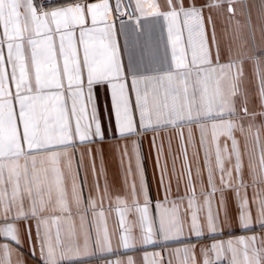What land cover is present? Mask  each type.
Masks as SVG:
<instances>
[{
    "label": "snow or ice",
    "instance_id": "1",
    "mask_svg": "<svg viewBox=\"0 0 264 264\" xmlns=\"http://www.w3.org/2000/svg\"><path fill=\"white\" fill-rule=\"evenodd\" d=\"M120 8L119 0L115 8L110 0H58L51 7L39 0H0V264H14V255L15 264H25V238L39 264H73L89 256L90 246L93 255L118 256L137 244L184 241L189 246L170 251L167 260L161 252L151 258L145 252L144 264H198L197 243L202 264H264V148L258 157L248 154L247 178L244 160L248 137L259 143L264 127L257 123L264 117V73L244 46V29L254 38L255 14L264 33V0H135L131 37L123 21L116 26L114 12ZM213 14L233 30L223 63ZM160 18L171 46L168 67L157 58L154 25ZM249 62L257 67L259 111L249 109L252 90L244 78ZM185 126L193 148V126L199 131L206 175L199 165L193 174ZM168 128L181 129L185 193L170 199L161 146L156 163L163 199L153 201L139 137ZM109 132L131 144V156L125 146L120 157L125 194L114 201L118 234L109 232L103 208L107 181L102 195L95 181L96 196L86 195L87 182L79 175L83 161L74 160L78 145L102 143ZM237 133L245 140L243 152ZM151 143L155 147V137ZM98 151L103 174V150ZM234 224L254 234L217 239ZM107 264L137 261L127 255Z\"/></svg>",
    "mask_w": 264,
    "mask_h": 264
},
{
    "label": "crops",
    "instance_id": "2",
    "mask_svg": "<svg viewBox=\"0 0 264 264\" xmlns=\"http://www.w3.org/2000/svg\"><path fill=\"white\" fill-rule=\"evenodd\" d=\"M56 3H43L47 7L56 6ZM67 2V0H64ZM118 0H110L113 8L117 4ZM41 3V2H40ZM121 5V2L119 0ZM133 4L135 7V0H133ZM207 16V13H205ZM115 23L117 28H119L121 21L127 25L129 36L131 37L133 31L135 30V20L136 18H126L123 14L122 5L120 8V12H114ZM149 22L155 20V18L149 17L147 18ZM213 21L216 27L217 38L220 40L221 50H222V57L221 62L226 61V56L224 53L226 52V46L230 42V38L232 36V27L220 23V20L213 14ZM143 22V21H142ZM253 24L255 26V36L254 38H249L248 31L244 29V46L248 49L249 54L255 53V55L261 61L259 64V72L264 73V33L261 32L259 21L257 20L255 14L253 15ZM206 27L209 32V36L211 35L212 25L207 24ZM224 29H227V34L225 33ZM154 36L157 38V58L161 61L162 67H168L171 63V46L167 45V29L165 26V22L163 18H160L158 21L155 22L154 25ZM121 43H123L124 37H120ZM239 41L233 42V48L235 49L238 46ZM6 53V48H5ZM257 67L254 62H249L244 65V78L245 82L248 87L252 90V103L249 105L250 111H259V104L256 101V77ZM247 124V121H245ZM257 123L264 125V117H257ZM193 134L196 139V146L195 148L187 145V135H188V126L183 128V133L185 137V144L187 147V159L189 164L191 165L193 174H195L197 165H199L201 171L206 175V170L204 169L203 163V151L200 149L199 145V131L198 129L193 126ZM181 129H161L158 132H148L147 134L142 135L139 139L142 140V148H143V155H144V168L147 173L148 183L151 189L152 199L153 201L162 200L163 199V190L160 186V179H159V169L156 163V149L163 146V153L161 156V165L167 164V175L165 179V184L171 183V193L170 199H175L178 195L183 196L185 193V183H186V174L183 172L184 167V156L181 153V141L179 138L178 133ZM255 131V130H254ZM155 137L156 145L153 147L151 143V138ZM237 138L240 140L241 143V150L242 152L245 151V140L244 137L240 136L237 133ZM135 139V137H133ZM169 143H171V152L169 151ZM125 146H128L129 156H131V144L130 140L127 139H119L113 135L112 132L107 134V137L104 139L102 143L96 144H88V145H78L75 149L76 156L74 160L82 159L83 166L79 170L80 179L86 180V185L84 187L85 194L96 196V189L94 188V181L98 182L100 186V193L103 194L105 180L107 181L108 188H109V197L105 198L103 201V208L106 211V221L107 227L109 232H116L118 234L119 231V217L115 212V197L123 196L125 194V186L123 183V176L122 170L120 167V157L123 153ZM261 148H264V127L260 128V140L257 143L255 136L250 135L247 141V150L244 157L245 160V173L247 178V161H248V154H251L254 158L258 157L259 151ZM98 149L103 150V162L105 166V172L102 174L100 170L101 164V154ZM90 150V151H89ZM71 152L72 150L69 149ZM196 153V155H194ZM175 158V171L173 172V159ZM93 163H95V173L93 171ZM132 166L135 168V160H132ZM124 168H127V158H125ZM197 191H199V187L197 186ZM249 198H251L252 190L251 188L248 189ZM111 202V203H110ZM186 206V201H185ZM112 208V211H108L109 208ZM219 208V200L217 198L214 210ZM154 213V209H151ZM232 211L235 212V208L233 206ZM255 216V213L253 214ZM89 219H91V213L89 212ZM132 218L129 217V220ZM75 224L77 228L80 226V219L77 216L75 218ZM85 228H87V223L85 224ZM226 233L230 232L229 235L217 237V239L227 240V239H234L238 236H249L254 234L253 232H242L240 231L235 224L233 225V229L230 231L228 228H224ZM260 230L257 228L255 230V234H259ZM34 233V229H33ZM138 234V230H137ZM188 234L187 224L185 225V236ZM204 244L212 243L211 240H204ZM189 244L187 241L184 242H169L167 247H142L141 245L137 244L135 251H129L126 255H118V256H108L107 254H102L99 251H96L93 255V250L89 249V256L87 258H83L82 260H75L73 264H107L109 259H127V255H131L136 261L137 264H144L143 256L145 252L149 254L151 258V254L153 252H161L165 258V260L170 259L171 257L168 256L170 251H173L177 248H184L188 247ZM112 247L116 249L118 247V238L117 235H114L112 238ZM200 244H196V260L198 264H202L203 257L199 253ZM23 260L25 264H39L38 259H33L32 256L28 254L29 243L27 238L23 241ZM37 257L39 256V251L37 249L36 252ZM15 255L13 257V262L15 264ZM175 264V261H174ZM222 264H226L222 262Z\"/></svg>",
    "mask_w": 264,
    "mask_h": 264
},
{
    "label": "built area",
    "instance_id": "3",
    "mask_svg": "<svg viewBox=\"0 0 264 264\" xmlns=\"http://www.w3.org/2000/svg\"><path fill=\"white\" fill-rule=\"evenodd\" d=\"M56 1L58 0H39V2L43 3H56ZM121 5H122V9H123V13H127L124 14V16L126 18H129V15L133 13L134 11V4H133V0H120ZM135 16H133L132 18H134Z\"/></svg>",
    "mask_w": 264,
    "mask_h": 264
}]
</instances>
